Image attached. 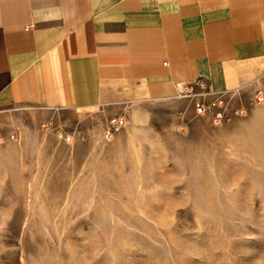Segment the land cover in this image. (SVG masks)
<instances>
[{"label": "rangeland", "instance_id": "obj_1", "mask_svg": "<svg viewBox=\"0 0 264 264\" xmlns=\"http://www.w3.org/2000/svg\"><path fill=\"white\" fill-rule=\"evenodd\" d=\"M178 94L0 107V264H264V89Z\"/></svg>", "mask_w": 264, "mask_h": 264}, {"label": "crops", "instance_id": "obj_2", "mask_svg": "<svg viewBox=\"0 0 264 264\" xmlns=\"http://www.w3.org/2000/svg\"><path fill=\"white\" fill-rule=\"evenodd\" d=\"M264 89V0H0V107Z\"/></svg>", "mask_w": 264, "mask_h": 264}, {"label": "built area", "instance_id": "obj_3", "mask_svg": "<svg viewBox=\"0 0 264 264\" xmlns=\"http://www.w3.org/2000/svg\"><path fill=\"white\" fill-rule=\"evenodd\" d=\"M184 86L186 85L181 86V89L178 91V95L184 94L186 96H191L193 113L196 115L208 116L213 123H218L221 120V109L223 104L222 96L228 92L205 89L201 92L193 93L190 89H186ZM261 91V89L253 90L254 94L252 97L254 102L258 103L262 100ZM111 121L115 127L122 123V121L118 118ZM68 139L69 137L65 138V140Z\"/></svg>", "mask_w": 264, "mask_h": 264}]
</instances>
